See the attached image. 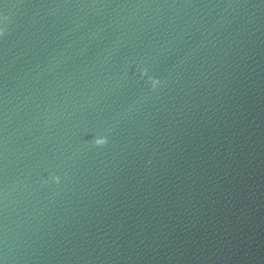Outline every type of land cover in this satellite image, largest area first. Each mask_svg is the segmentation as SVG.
<instances>
[{"label": "water", "instance_id": "obj_1", "mask_svg": "<svg viewBox=\"0 0 264 264\" xmlns=\"http://www.w3.org/2000/svg\"><path fill=\"white\" fill-rule=\"evenodd\" d=\"M0 16V264H264V0Z\"/></svg>", "mask_w": 264, "mask_h": 264}, {"label": "clouds", "instance_id": "obj_2", "mask_svg": "<svg viewBox=\"0 0 264 264\" xmlns=\"http://www.w3.org/2000/svg\"><path fill=\"white\" fill-rule=\"evenodd\" d=\"M8 17L7 16H0V22L7 23ZM5 35V30L0 28V37H3ZM145 76H148L147 70L145 69L144 71L141 72V79H143ZM148 83L151 85L152 90H155L159 85H160V80L155 79L151 76H148ZM107 138L106 137H100L96 138L93 141V144L97 148H102L107 144ZM52 182L55 184H60V177L59 176H53L52 177Z\"/></svg>", "mask_w": 264, "mask_h": 264}]
</instances>
